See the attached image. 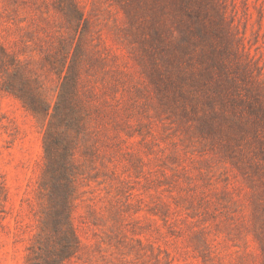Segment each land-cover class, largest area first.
<instances>
[{
	"label": "rangeland",
	"instance_id": "1",
	"mask_svg": "<svg viewBox=\"0 0 264 264\" xmlns=\"http://www.w3.org/2000/svg\"><path fill=\"white\" fill-rule=\"evenodd\" d=\"M0 264H264V0H0Z\"/></svg>",
	"mask_w": 264,
	"mask_h": 264
}]
</instances>
